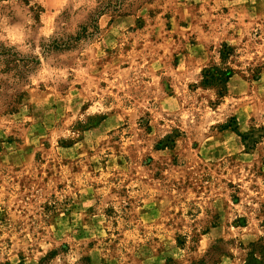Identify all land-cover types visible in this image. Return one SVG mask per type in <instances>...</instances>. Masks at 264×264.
<instances>
[{"label": "rangeland", "instance_id": "374dc122", "mask_svg": "<svg viewBox=\"0 0 264 264\" xmlns=\"http://www.w3.org/2000/svg\"><path fill=\"white\" fill-rule=\"evenodd\" d=\"M201 259L264 264V0H0V264Z\"/></svg>", "mask_w": 264, "mask_h": 264}, {"label": "trees", "instance_id": "16d2710c", "mask_svg": "<svg viewBox=\"0 0 264 264\" xmlns=\"http://www.w3.org/2000/svg\"><path fill=\"white\" fill-rule=\"evenodd\" d=\"M231 72V69L222 70L220 68L213 67L211 70H209V68H205L202 72L201 82L206 85L211 83H225L230 77ZM9 105L10 104L6 105V109L13 110L11 107H9ZM235 131L237 134H239V136H241L242 139H244L245 135H242V133L237 131V129H235ZM202 262L203 259L196 261L193 264H201Z\"/></svg>", "mask_w": 264, "mask_h": 264}]
</instances>
